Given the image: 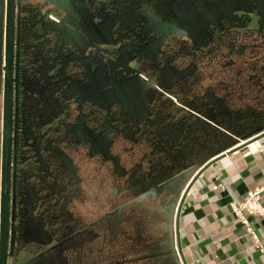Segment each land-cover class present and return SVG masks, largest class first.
I'll return each mask as SVG.
<instances>
[{"label":"flooded vegetation","instance_id":"1","mask_svg":"<svg viewBox=\"0 0 264 264\" xmlns=\"http://www.w3.org/2000/svg\"><path fill=\"white\" fill-rule=\"evenodd\" d=\"M48 2L16 0L0 44V264H180L194 169L264 131V0H166L140 28L86 0L108 27L74 50Z\"/></svg>","mask_w":264,"mask_h":264},{"label":"crops","instance_id":"2","mask_svg":"<svg viewBox=\"0 0 264 264\" xmlns=\"http://www.w3.org/2000/svg\"><path fill=\"white\" fill-rule=\"evenodd\" d=\"M242 144L204 172L184 203L179 227L187 264H264V252L254 247L230 207L264 186V138ZM218 184L222 187L215 188ZM260 202L264 206V194ZM247 218L264 246V217Z\"/></svg>","mask_w":264,"mask_h":264},{"label":"water","instance_id":"3","mask_svg":"<svg viewBox=\"0 0 264 264\" xmlns=\"http://www.w3.org/2000/svg\"><path fill=\"white\" fill-rule=\"evenodd\" d=\"M16 0H0V44L3 38V34L5 33V37L9 38V30H13V24L11 19H9L12 8L14 6V2ZM26 1H35V0H26ZM39 1V0H38ZM48 3L56 8L62 15V22L60 26V35L59 41L64 48L69 49H77L81 47L80 42H87L89 48H92L94 45L98 44V38L103 34V29L108 27L107 23L98 16V13L91 12L88 13L86 11L85 1L86 0H47ZM105 1V0H101ZM125 3L126 7H123L120 11H115L113 16V22L111 23V27L114 26H124V25H133V26H145V23L150 19L149 16L140 18L138 14H142L143 11L149 10L151 11L152 6H155V10H158L159 14L165 11L164 7L166 5V0H122ZM151 2V3H150ZM40 9V8H39ZM138 11V10H141ZM6 10V14L4 13ZM138 11V12H137ZM140 12V13H139ZM167 12V11H165ZM6 17V18H5ZM5 19V20H4ZM162 19L153 18L152 26L155 27L156 30L164 27L166 23H163ZM147 25V24H146ZM106 26V27H105ZM6 38V39H7ZM258 136L254 138V140L244 141L242 142L243 146L250 145L251 143L264 138V131L259 132ZM234 145L227 146L222 150L223 155L226 153L231 154L232 148ZM221 157V156H220ZM219 158L213 160H207L205 166L201 169V165L197 166L194 169V174L191 176V181L184 191L182 197L180 198L177 212V232L175 236V253L180 264H187L185 261L184 253L181 248L180 243V216L182 213V209L184 203L186 202L187 195L190 193L191 189L196 185L199 179L202 177L204 172L213 165ZM200 169V170H199Z\"/></svg>","mask_w":264,"mask_h":264},{"label":"built area","instance_id":"4","mask_svg":"<svg viewBox=\"0 0 264 264\" xmlns=\"http://www.w3.org/2000/svg\"><path fill=\"white\" fill-rule=\"evenodd\" d=\"M220 187H222L221 184H218L215 188ZM262 194H264V186H260L259 188L257 187L254 190L249 191L242 201L232 203L230 207L232 214L245 227V229H247L246 232L251 237L254 247H256L259 251L264 252V246H262L247 218V215H258L260 217H264V206H262L260 202ZM189 195L190 193H188L187 198Z\"/></svg>","mask_w":264,"mask_h":264}]
</instances>
